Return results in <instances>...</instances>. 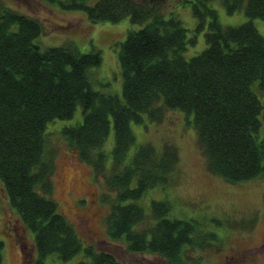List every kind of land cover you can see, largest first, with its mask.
Wrapping results in <instances>:
<instances>
[{
    "label": "trees",
    "instance_id": "trees-1",
    "mask_svg": "<svg viewBox=\"0 0 264 264\" xmlns=\"http://www.w3.org/2000/svg\"><path fill=\"white\" fill-rule=\"evenodd\" d=\"M67 2L70 9L83 8L92 22L128 17L139 25L127 31L118 52L123 100L91 88L88 69L100 64L98 50L81 53L72 44L40 49L34 39L41 22L0 2V180L8 202L33 231L37 264L52 252L67 260L81 250L82 241L52 198L54 153L45 151L44 136L48 122L71 117L79 104L82 122L60 131L116 193L106 216L109 237L182 264L183 246L202 248L217 241L216 234L203 233L193 219L166 218V201H152V225L138 228L146 214L136 200L170 181L179 154L168 142L161 151L142 143L129 154L135 144L130 121H141L143 113L156 120L163 108L183 110L192 114L207 170L231 183L264 176L262 105L251 89L255 82L264 90V37L252 22L264 20V0H222L228 13L244 8L248 20L236 26H222L206 0H195L196 27L203 29L209 19L207 45L189 58L183 51L195 37L187 36L180 20L165 16L161 0ZM111 127L114 141L107 152L102 147ZM85 255L89 260L77 264H123L90 247Z\"/></svg>",
    "mask_w": 264,
    "mask_h": 264
},
{
    "label": "rangeland",
    "instance_id": "rangeland-1",
    "mask_svg": "<svg viewBox=\"0 0 264 264\" xmlns=\"http://www.w3.org/2000/svg\"><path fill=\"white\" fill-rule=\"evenodd\" d=\"M92 5L96 0H82ZM165 16L175 17L187 29V36L195 37L183 51L189 58L206 47L205 32L198 29L192 3L195 0H161ZM222 0H206L216 10L222 26H236L248 20L241 7L228 13ZM3 5L19 13L36 18L42 30L34 39L40 49L49 46L74 45L78 52L86 53L92 48L99 51L100 64L88 69L93 90L113 94L123 100V76L118 52L129 29H137L128 17L120 21L92 22L83 8L65 7L67 0H0ZM256 29L264 37V20L253 18ZM251 89L258 97L262 111L259 114V139L264 141V90L255 82ZM82 108L78 104L72 116L48 122L45 128V151L54 153L52 198L57 210L73 226L82 241L81 250L70 259L62 260L56 252L47 254L42 264H77L89 260L85 248L93 252L112 253L123 264H170L169 259L151 250H132L122 239L109 237L106 216L111 211L115 191L110 190L102 174L95 173L92 165L78 155L60 131L63 126H76L82 122ZM135 144L129 154L142 143H151L161 151L164 143L173 144L179 154L177 169L170 181L147 188L136 200L143 208L146 219L138 228L152 225L151 202L166 201L168 219L195 220L203 233L211 231L217 241H207L202 248L185 245L180 251L182 264H264V176L231 183L207 170L205 155L198 143L192 124V114L183 110L163 108L158 119L142 114L141 121H130ZM114 141L113 128L105 140L102 150L110 151ZM64 179V181L62 180ZM90 216L88 229L80 224L81 215ZM148 216V217H147ZM34 234L20 220L16 210L9 204L0 180V264H37L38 256ZM216 245V246H214ZM237 255L239 259H234ZM180 258V257H179Z\"/></svg>",
    "mask_w": 264,
    "mask_h": 264
},
{
    "label": "flooded vegetation",
    "instance_id": "flooded-vegetation-1",
    "mask_svg": "<svg viewBox=\"0 0 264 264\" xmlns=\"http://www.w3.org/2000/svg\"><path fill=\"white\" fill-rule=\"evenodd\" d=\"M62 180L64 181V179H62ZM79 218H80V221H79L80 224H82L84 228H87L88 229L89 224H90V216L88 214H83ZM233 258L234 259H239L237 257V255H234ZM224 262H226V256L222 259V262L221 263L222 264H225Z\"/></svg>",
    "mask_w": 264,
    "mask_h": 264
},
{
    "label": "water",
    "instance_id": "water-1",
    "mask_svg": "<svg viewBox=\"0 0 264 264\" xmlns=\"http://www.w3.org/2000/svg\"><path fill=\"white\" fill-rule=\"evenodd\" d=\"M141 264H146V263H141Z\"/></svg>",
    "mask_w": 264,
    "mask_h": 264
}]
</instances>
